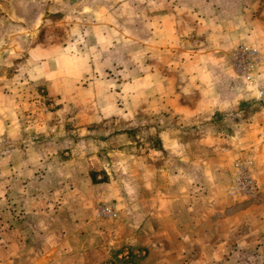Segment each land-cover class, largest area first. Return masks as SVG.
<instances>
[{
    "label": "rangeland",
    "instance_id": "obj_1",
    "mask_svg": "<svg viewBox=\"0 0 264 264\" xmlns=\"http://www.w3.org/2000/svg\"><path fill=\"white\" fill-rule=\"evenodd\" d=\"M172 182L194 230L154 215ZM108 239L101 264H264V0H0V264Z\"/></svg>",
    "mask_w": 264,
    "mask_h": 264
},
{
    "label": "crops",
    "instance_id": "obj_2",
    "mask_svg": "<svg viewBox=\"0 0 264 264\" xmlns=\"http://www.w3.org/2000/svg\"><path fill=\"white\" fill-rule=\"evenodd\" d=\"M188 190V186H186L183 192V188L177 186L175 182H172L163 185L162 190L159 189L158 193H156V195L153 197L154 215L164 218L167 216L169 221L167 228L169 227V230H176L177 227L178 229L181 228V224H178V219L176 217L180 216L182 211L184 212V215H187L188 217V223L184 224L185 227H183V229H185V231L196 229L191 219H194V216L197 214L194 208H198L197 204L199 202H196L198 201L197 198L194 197V194L188 193ZM180 208L183 209L181 210ZM25 224H19V226H26ZM167 228L163 227L159 228L160 230H158L165 231ZM198 231L200 232V230ZM204 231V229L201 230V232L198 233L195 238L192 235L188 236L186 239H189V241L193 243H202V245H210L213 247L215 245H220L218 242H216L213 235L207 236L206 232ZM203 232L206 234V236L203 234ZM202 235L205 236L203 239H209L208 242L203 243L200 241L202 239ZM116 240L108 239L98 245H95L94 247H90L89 250L78 251L73 256L67 253H62V255H57L47 260H43L41 258L42 253H40V255H35L33 257L30 256L27 264H101L106 263V261L111 263L110 260H108L109 252L110 248L113 247L112 243L116 242Z\"/></svg>",
    "mask_w": 264,
    "mask_h": 264
},
{
    "label": "built area",
    "instance_id": "obj_3",
    "mask_svg": "<svg viewBox=\"0 0 264 264\" xmlns=\"http://www.w3.org/2000/svg\"><path fill=\"white\" fill-rule=\"evenodd\" d=\"M233 190L241 191L248 194L256 193V185L249 173L245 170H239L234 178Z\"/></svg>",
    "mask_w": 264,
    "mask_h": 264
}]
</instances>
